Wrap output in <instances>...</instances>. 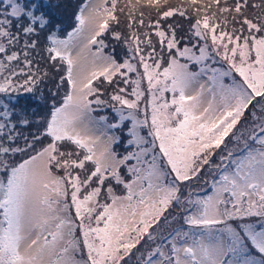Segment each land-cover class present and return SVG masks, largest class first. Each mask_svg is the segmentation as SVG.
<instances>
[{
	"label": "snow or ice",
	"instance_id": "snow-or-ice-1",
	"mask_svg": "<svg viewBox=\"0 0 264 264\" xmlns=\"http://www.w3.org/2000/svg\"><path fill=\"white\" fill-rule=\"evenodd\" d=\"M60 7L0 0V264H264V0Z\"/></svg>",
	"mask_w": 264,
	"mask_h": 264
},
{
	"label": "rangeland",
	"instance_id": "rangeland-1",
	"mask_svg": "<svg viewBox=\"0 0 264 264\" xmlns=\"http://www.w3.org/2000/svg\"><path fill=\"white\" fill-rule=\"evenodd\" d=\"M53 1H54V4L57 3V2L62 4V7L59 8V11L56 10V9H53V11L59 17V22L61 23V25L64 24V26L67 27V25H68V27H69L70 26V24H69L70 23V15L73 12L74 7L76 6L75 3H77L79 0H53ZM116 51H117V57L119 58L120 49L117 48ZM193 70L195 71L196 69H193ZM130 75H132L133 78H134V74H130ZM145 87H146V82H145ZM27 100H29V96H26L25 99H21V101H20L21 105L29 107V108H34L35 105L32 107L31 104L30 105L28 104ZM109 113H110V110H109ZM100 114H102V113H100ZM126 126L130 127V122H126ZM117 134L121 136V144L117 145V146H114V147H115V150L117 152L123 154V152H124L123 144L126 141V139H128V137L124 136L122 133H119V132H117ZM130 150H135L134 146ZM210 193H211V189L209 188L208 189V194H210ZM201 194L203 195V193H201Z\"/></svg>",
	"mask_w": 264,
	"mask_h": 264
},
{
	"label": "trees",
	"instance_id": "trees-1",
	"mask_svg": "<svg viewBox=\"0 0 264 264\" xmlns=\"http://www.w3.org/2000/svg\"><path fill=\"white\" fill-rule=\"evenodd\" d=\"M86 0H79L77 3H75L76 4V6L74 7V10H73V12L71 13V15H70V26H72V24H73V13L76 11V9H77V5H79V4H81V3H84ZM50 2L51 3H53L54 4V1L53 0H50ZM54 9H56V10H58L59 11V8H54ZM62 26L63 27H65V28H69L68 27V25H67V27L66 26H64V24H62ZM47 94V93H46ZM61 95H63V93H61ZM26 98V96H24L22 99H25ZM28 101V104L30 105H32V107L34 106V104H32V102H31V99H30V97H29V100H27Z\"/></svg>",
	"mask_w": 264,
	"mask_h": 264
}]
</instances>
